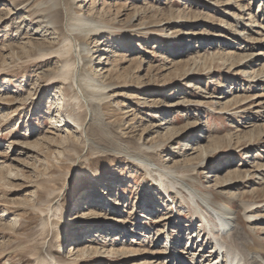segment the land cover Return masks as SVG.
I'll list each match as a JSON object with an SVG mask.
<instances>
[{"label": "rangeland", "instance_id": "1", "mask_svg": "<svg viewBox=\"0 0 264 264\" xmlns=\"http://www.w3.org/2000/svg\"><path fill=\"white\" fill-rule=\"evenodd\" d=\"M56 2L0 0V264H193L211 254L198 208L159 176L170 168L218 206L253 205L264 241V0ZM57 11L65 23L97 20L69 58L59 34H22ZM85 41L75 73L107 92L86 93L83 112L60 75L74 72Z\"/></svg>", "mask_w": 264, "mask_h": 264}, {"label": "bare ground", "instance_id": "2", "mask_svg": "<svg viewBox=\"0 0 264 264\" xmlns=\"http://www.w3.org/2000/svg\"><path fill=\"white\" fill-rule=\"evenodd\" d=\"M71 1L75 3L79 0H71ZM62 3L63 0H57L56 5L57 4L59 5H57L56 7L60 8V5L62 6ZM24 9L26 8H23L18 12H21L22 10L24 11ZM58 11L54 15H51L49 17L46 16L45 19L47 20H43L44 18L42 17L43 18L42 20L37 21L39 22V24L41 23L40 25H38L37 28L27 31L24 30L22 34L24 35L27 34L32 36L37 35L41 37L48 36L50 31L59 34L60 41L63 44L68 43V45H70L69 46L70 48L65 49V52L60 55L65 58H69L72 47L74 46L73 43L84 40L85 36H87L88 34L87 31L97 27L96 26L97 20L95 18L87 17L84 15L81 17L72 16L70 17V19L68 18L67 23H65V20L63 18L62 19L64 21L62 20L61 22L60 19L61 16ZM21 24L22 26L20 28L23 27L24 22H21ZM203 34H204V39H211L214 36H217L210 31L204 32ZM190 35L196 36L195 33H190ZM17 37L20 38L21 34L17 35ZM89 45L90 42L85 41L82 44V46L79 48L81 54L79 56V62L78 63L76 62V64L73 66L74 69L72 68L74 72H71L70 74L67 75H60L66 81H70V86L74 93L71 100H73L74 105L79 108L78 110L80 111L83 110V112L87 111L90 105L89 104L90 101L88 100V98H86V93L91 94L92 99H94L95 96L105 95L107 92V90L102 89L100 86L96 85V79L94 78V76L92 77V75L88 73L78 76L77 73H75L76 70H78L80 63H83L85 65L88 56H86L84 52L87 51V47ZM256 57L257 54L252 53L246 59L253 60ZM66 61L64 62L63 65V67L65 68L71 66L70 63L71 60L69 59L67 62ZM259 75H261V73H259ZM257 77L259 76L256 75L255 78ZM77 119L79 126L84 128L85 123L81 122L82 121L81 117ZM56 121L52 120L51 122L52 128H56ZM145 151L150 152L151 148L147 147ZM144 157H139L138 160L145 164L146 158ZM148 167L150 170L151 166L148 165ZM159 176L161 177V180H163V182L166 183V186L172 188L178 195L184 197L185 194H187L186 196L188 197V200L193 202L195 208L199 209V210L194 209V214L196 216L198 215L200 216L199 217L201 220L200 229L203 228V231L205 232L204 235L208 239L206 250L208 249H212V250H211V254L200 255L198 260H195L193 264H264V241L261 239V237L257 236L252 231V225L256 223V220L254 219L256 215L254 214L253 211L254 210L253 205L247 203L242 205L239 208V210H233L231 208V203L234 202V199L229 198L224 203L225 204L224 206H218L214 203L212 199L214 198L215 193L203 192L202 190L196 188L193 177H188L183 174L181 175L179 172H177V170L174 171L171 168L165 171H161L159 173ZM99 184H101V186L103 185L102 183ZM223 187L224 185H218L219 189ZM98 190L99 192H103L102 187L98 188ZM105 192L106 191H104L103 194H105ZM216 193L220 194V192H216ZM212 212L214 213V215H211ZM216 214L217 216L219 215V219L222 218L225 219L224 224L218 220ZM179 215L181 216V213ZM84 216L86 217L85 214ZM166 220L168 219L165 218L164 220H161V222H165ZM112 223L117 224L114 222ZM229 223L233 225V229L231 230V232L228 233L225 231V229L228 227ZM164 232H165L164 229L159 230V236L163 237L166 234ZM191 236L193 238V236L195 237V234L191 233L190 237ZM197 237H201V232ZM167 239H170V241L166 244V246H169V243L172 242L174 239L169 231L167 232ZM190 241L191 238L189 239V242ZM157 243H160V239L158 240ZM165 248L166 251L163 252H169V250H167V247ZM171 249H173V247H171ZM80 250L81 249H79L78 251L80 252ZM109 250H110L109 253H114V249L111 248ZM194 258H196V255L194 256ZM40 264H48V263L43 261Z\"/></svg>", "mask_w": 264, "mask_h": 264}]
</instances>
